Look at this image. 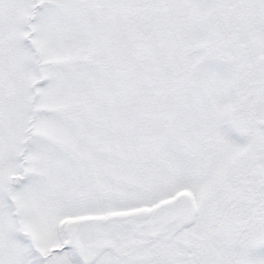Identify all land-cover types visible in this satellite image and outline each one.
<instances>
[{
  "label": "snow or ice",
  "instance_id": "obj_1",
  "mask_svg": "<svg viewBox=\"0 0 264 264\" xmlns=\"http://www.w3.org/2000/svg\"><path fill=\"white\" fill-rule=\"evenodd\" d=\"M0 264H264V0H0Z\"/></svg>",
  "mask_w": 264,
  "mask_h": 264
}]
</instances>
